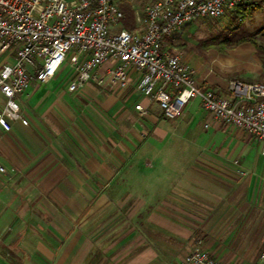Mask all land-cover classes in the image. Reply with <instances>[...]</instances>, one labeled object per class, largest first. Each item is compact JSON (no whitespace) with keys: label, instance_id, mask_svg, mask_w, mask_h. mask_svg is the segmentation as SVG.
<instances>
[{"label":"crops","instance_id":"1","mask_svg":"<svg viewBox=\"0 0 264 264\" xmlns=\"http://www.w3.org/2000/svg\"><path fill=\"white\" fill-rule=\"evenodd\" d=\"M63 69L18 97L26 125L0 130V264H180L198 247L222 264H264V154L252 135L199 99L168 119L137 89L129 102L147 113L136 126L127 112L119 128L79 127L66 119ZM5 101L0 92V111Z\"/></svg>","mask_w":264,"mask_h":264},{"label":"built area","instance_id":"2","mask_svg":"<svg viewBox=\"0 0 264 264\" xmlns=\"http://www.w3.org/2000/svg\"><path fill=\"white\" fill-rule=\"evenodd\" d=\"M242 0H154L145 10L141 30H115L124 14L115 0H0V130L13 121L27 124L18 97L34 82L53 79L69 63V89L88 83L127 89L155 102L168 119L180 117L199 99L213 118L242 129L264 154V84L232 80L228 96L202 86L196 70L164 51V38L198 19H221ZM139 20V19H138ZM11 56V60L4 59ZM111 66L104 72L101 67ZM141 115L147 110L137 105ZM180 264H222L196 248Z\"/></svg>","mask_w":264,"mask_h":264},{"label":"rangeland","instance_id":"3","mask_svg":"<svg viewBox=\"0 0 264 264\" xmlns=\"http://www.w3.org/2000/svg\"><path fill=\"white\" fill-rule=\"evenodd\" d=\"M154 0H115L122 9L126 4L134 10L135 18L127 28L123 21L119 22L115 30H141L145 19L146 7ZM254 3L261 2L263 9L252 12L247 18L232 21V16L227 15L221 19H198L189 23L171 35L164 42V51L178 55L186 63L196 70V77L204 75L207 78L228 83L239 80L246 83H263L264 71L260 70L263 65L259 54L249 42L233 46H212V43L222 44L225 35L234 38L240 36H253L259 43H264V0H247ZM139 19V20H138ZM73 78V72L69 65L55 79L61 89H68ZM136 90L135 84L127 89L100 88L85 86L84 88L69 93V99L65 101L66 119L71 118L77 122L79 127L96 124L97 127L104 126V119L110 122L114 128L124 126L121 122L122 114L131 113L133 121H126L128 126L143 121L145 115H141L134 107L135 100L129 102L130 95ZM68 91V90H67ZM228 96L226 94H223ZM73 114V115H72ZM95 115V119H93ZM70 118H69V117ZM70 123V122H68ZM133 123V124H132ZM254 141H257L253 137Z\"/></svg>","mask_w":264,"mask_h":264},{"label":"trees","instance_id":"4","mask_svg":"<svg viewBox=\"0 0 264 264\" xmlns=\"http://www.w3.org/2000/svg\"><path fill=\"white\" fill-rule=\"evenodd\" d=\"M261 2L254 3L252 1H247V0H242V2L233 10L229 13L230 17L232 18V21H237L238 18L244 19L247 18L252 12L256 10H261L263 9L262 5L260 4ZM119 7V6H118ZM120 8V7H119ZM122 12L124 14L123 22L127 28H130L131 25L130 23L133 22L135 18V13L134 10L131 8L130 5L126 4L122 7ZM171 36L165 37L164 42L169 40ZM224 42L222 44H217V43H212V46H219L225 47V46H233V45H238L244 42H249L251 43L254 48L256 49L257 53L260 56V59L264 65V43H259L258 39H256L253 36H240L238 38H234L230 35H225ZM172 54V53H171Z\"/></svg>","mask_w":264,"mask_h":264}]
</instances>
